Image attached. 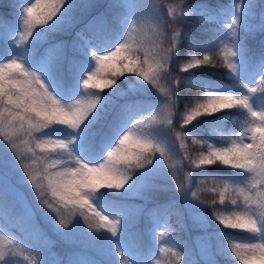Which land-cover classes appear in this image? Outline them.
Listing matches in <instances>:
<instances>
[{
	"label": "snow or ice",
	"instance_id": "1",
	"mask_svg": "<svg viewBox=\"0 0 264 264\" xmlns=\"http://www.w3.org/2000/svg\"><path fill=\"white\" fill-rule=\"evenodd\" d=\"M78 6L90 5H77L75 0H26L19 5L16 25L0 27V34L9 37L15 45L0 59L3 61L0 62V138L11 153L0 157V264L30 261L23 253L31 246V241L12 235L4 223L6 218L17 214V209L28 221L37 215L45 219L60 238H71L80 219L88 229L90 242L106 232L103 238L111 244L115 264H191L190 260H185L186 250L174 239H160L166 236L163 231L157 233L153 229L152 244L146 246L133 231L124 208L108 199L112 190H116V194L119 190L126 192L135 183L129 169H139L147 181L156 171L152 167L155 154L166 155L159 143L141 130L139 120L131 128L126 127L134 114L144 110L143 105H137L133 113L124 105L114 106L113 102L124 94L118 80L126 74L153 86L171 79L167 65L182 36L173 24L179 25L197 16L207 19L208 13L187 5L181 7L179 3L170 5L168 16L172 19L165 23L172 28V35L167 37L161 31L158 36L163 39L153 42L151 48L133 37L137 31L133 21L128 28L132 43L124 40L114 51L105 49L104 55H98V49L90 40L85 41L83 33H78L73 42L76 55L71 60L66 61L62 43H52L43 54L37 55V45L49 33L68 23L71 11ZM252 7L251 0H238L233 11L224 14L230 15V21H221L228 39L220 49L219 59L228 69V75L240 79L241 90L235 92L218 82L190 81L199 86L201 95L180 114L182 126L202 116L233 109L245 114L243 130L227 147L208 144L207 154L201 153L197 159L184 157L196 168L219 162L246 174L243 183L224 179L220 203H224L225 193L235 192L230 201L232 210L227 214L214 213L220 225L251 237L250 242L237 243L233 237L221 233L226 247L222 246L220 252L230 253L239 264H264V106L257 107V104L264 105V52L258 61L254 60L243 43L256 31H264V20L250 23ZM85 27L104 33L108 24L101 16L94 17ZM165 40L167 46H164ZM133 43L137 47L134 48ZM202 47L201 42H192L195 51ZM141 50L143 58L137 55ZM253 65L258 68L254 74L250 72ZM218 66L213 56L205 54L202 58L193 56L181 70L189 72ZM242 75L247 77L246 81L241 79ZM254 75L259 76L258 84ZM77 82L83 94L69 103L62 102L57 93L76 95ZM179 83L176 78L177 87L160 88L165 94L164 103L170 109L160 123L168 125L176 139L183 140L185 133L171 128L175 116L171 109L176 107ZM105 89H111L110 95L102 96L94 91ZM245 138L250 142H245ZM113 143L115 147H111ZM37 149L41 155L37 154ZM101 158L102 163L98 162ZM17 167L22 169L23 179L30 183L35 204L25 201L12 179ZM179 187L185 193L189 190L182 184ZM191 195L193 200L188 202L189 206L198 207L197 193ZM112 210L116 214L110 217L106 213ZM165 256L169 259H162ZM39 264H47V261L41 259ZM208 264L215 261L210 259Z\"/></svg>",
	"mask_w": 264,
	"mask_h": 264
},
{
	"label": "trees",
	"instance_id": "2",
	"mask_svg": "<svg viewBox=\"0 0 264 264\" xmlns=\"http://www.w3.org/2000/svg\"><path fill=\"white\" fill-rule=\"evenodd\" d=\"M136 9L132 12V23L136 22L137 31L134 32L135 39L143 41L144 44L151 48L152 43L163 39L158 34L163 31L167 37L172 35V28H169L166 21L172 18L168 16L167 8L178 3L183 7H194L200 9L202 12H207V19H201L197 16L194 19L185 20L184 23L176 25L173 28H178L182 32L179 46L175 52L173 59L168 63L167 68L171 73L170 83L173 87H177L176 78L179 79V91L177 92V103L173 109L175 112V119L172 122L171 128L175 132H184L185 138L179 140L184 146V155L190 156L193 159L203 153L207 152V145L213 146H226L227 139L224 132L229 126L232 125L231 117L233 116L232 110L230 112L218 113L214 116H202L198 120L193 121L187 126H182L180 114L185 111V106L191 107L194 98L201 95V90L198 85H193L190 81L203 80L208 82H218L227 86L235 92H239L240 79H234L228 75V69L222 65L219 59V52L223 44L227 42V29L221 23L230 21V15L234 9L235 3L233 0H135ZM35 2V0H34ZM263 0H251L253 5L249 12V20L252 24L259 23ZM77 5L84 4L87 7H75L70 13V20L64 24L60 29L53 31L37 45V55L44 53L52 43H62L64 47V56L67 60H71L76 54L73 50V42L76 41L77 35L75 30H80L81 33L93 36L98 40H102L107 45L113 46L116 39H118L125 29L122 24L124 17L121 16V10L124 8V0H115L114 9L105 10L99 8L97 2L94 0H75ZM23 4L21 0H0V27L7 28L9 25L15 26L17 21V11L19 5ZM14 5L16 10H14ZM98 11H95L97 10ZM102 10V11H100ZM187 11V9H185ZM99 13H103V18L108 24V29L104 33H98L86 29L89 21L94 17H100ZM40 30L39 26L36 29ZM0 59L11 52L15 45L11 43L9 37L0 34ZM199 41L203 47L200 51H195L192 48V42ZM243 43L246 45L250 55L254 60H259L261 52H264V31H256L255 35L251 38H245ZM135 48L137 45L132 44ZM164 46H167V40L164 41ZM205 49H210L206 51ZM208 54L213 56L220 66L216 68L204 67L200 69H192L189 72H183L182 66L187 63L193 56L202 58L203 55ZM143 58L142 50L137 52ZM3 62V61H0ZM92 66L95 62L92 61ZM252 69V70H251ZM252 72H257L258 68L254 65L250 67ZM246 77V76H245ZM119 87L123 90V95L114 99V106L124 105L133 113H136V106L143 105L144 110L134 114L140 121L141 129L146 133L147 131L152 135L159 145L162 147L167 144V134L173 132L169 130V126L161 124L160 121L163 115L166 114L167 105L164 99H159L153 91L155 86L147 84V82L139 81L138 78L132 74H126L118 80ZM159 86V84H158ZM142 87V88H141ZM157 87V86H156ZM76 95L69 96L65 93H57L58 98L62 102L69 103L71 100L78 99V95L83 94L79 89V83L76 84ZM99 92L102 96H108L111 89L94 90ZM264 106V105H260ZM61 128L66 126H54ZM99 142V139H98ZM186 149V151H185ZM37 154L39 150L37 149ZM101 160V159H100ZM99 160V162H100ZM184 164L185 171L191 173L189 175L188 189L191 192L197 193L199 204L197 210L202 212L204 223L202 225H192L186 214V208L179 201L178 196L175 197H160L158 200L144 202L140 197L128 195L131 189L125 192L119 190H112L113 194L108 197L113 203H118L127 212L133 231L142 239L146 246L152 244V230H158V226L167 215L169 218V229L166 230L165 239H174L180 246H182L187 256L185 260H190L191 264L199 262V257L194 243L196 235H205L206 240L210 244L214 260L218 264H239L235 257L229 254H222L220 248L226 247L224 237L221 235H229L233 237L234 242L244 243L250 242L251 237L247 233L234 231L220 225L215 219L214 213L227 214L232 210L230 203L231 199L235 196V192L225 193V201L220 203L219 193L223 191V181L228 179L231 182L233 179L237 182L243 183L246 174L241 170L232 169L231 167L224 166L217 162L212 166H201L196 168L195 165L189 163ZM102 163V162H100ZM38 168L41 166L37 161ZM131 174L136 180L139 175V169H129ZM188 190V191H189ZM104 191H108L105 189ZM34 197V194H32ZM215 200L216 203L211 202ZM35 201V200H34ZM203 203H199V202ZM242 201V198H241ZM36 202V201H35ZM144 204L142 206V204ZM188 208V207H187ZM189 209V208H188ZM110 217L114 216L115 210L107 212ZM19 210L14 217L6 218L4 223L6 228H13L16 230L22 239L31 241V246L24 254H28L30 261H24L23 264H39L40 260L47 261V264H115L116 256L111 251V244L107 245L106 253L103 255L97 254L96 249H91L85 246H91L86 238V230L78 226L71 238H60L54 232L52 226L43 218L37 216L34 222H28L25 219L18 217ZM107 235L102 232V236ZM94 242L97 245L98 242ZM65 242V244L63 243ZM77 242L78 246L74 243ZM62 249V251L59 250ZM56 255H53V254ZM59 257L55 261V257ZM162 259L168 260L167 256Z\"/></svg>",
	"mask_w": 264,
	"mask_h": 264
},
{
	"label": "rangeland",
	"instance_id": "3",
	"mask_svg": "<svg viewBox=\"0 0 264 264\" xmlns=\"http://www.w3.org/2000/svg\"><path fill=\"white\" fill-rule=\"evenodd\" d=\"M21 1L23 4L26 3V0H21ZM32 2H34V0H32ZM94 2H97L100 9L104 7L105 10L103 11L114 9L115 0H94ZM233 2L236 4L238 0H233ZM88 5H91V4H88ZM123 7L124 8L121 10L120 13H121V16L124 17L122 20V24L125 29H123L124 30L123 35H121L118 39L115 40L113 46H108L102 40H98L94 38L93 36H88V35L86 36L85 34H83L85 41L90 40L92 45H94L98 49V55H104L105 49L114 51L115 46L118 43H123L124 40H129V42L132 43L131 39L128 36V28L131 27L132 25L131 16H132V12L135 11L136 9V1L135 0H124ZM95 11H98V9ZM167 11H168V8H167ZM260 12L261 14L259 17V22L264 20V0L262 2V8ZM99 16L103 17V13H99ZM125 21H127V23H125ZM78 33H81V31L75 30V34L77 35ZM135 35L136 34L133 33V37H135ZM252 73L254 74L256 72H252ZM253 78L255 79L256 84H258L259 83L258 78L255 77V75L253 76ZM246 80L247 78L245 79V81ZM252 86H255V84H253ZM169 87H173V84L170 83L169 80L167 81L162 80L159 82V86L154 87L156 89L153 91V93L157 97H159V99L165 100V94L164 92L160 91V88H169ZM257 107H260V104H257ZM169 110H170L169 108L166 109V114ZM171 111L174 112L173 109H171ZM232 113H233V116L231 117L232 125L229 126V128H227L226 131L224 132V136L227 139L226 146H214V147H227L231 139H235L236 134H238L240 131L243 130L245 114L241 110H238V109H233ZM174 119H175V116H173L172 120ZM137 120H139L138 117L133 118L131 121L127 123L126 127L131 128L132 124L136 123ZM146 133L150 134L148 131ZM121 134L123 133L121 132ZM150 136L152 137L151 134ZM167 140H168L167 144H164L161 147L166 152V155L162 157L160 156L159 153L155 154L156 161L154 162L152 167L153 169H156V171L152 174V176L147 181H145V179L141 176V173L139 171V175L137 176L135 183L131 186V189L128 195L140 197L142 200V203L143 201L150 202V201L158 200L160 197L170 198V197L178 196L179 201L183 204V206L187 210L186 214L189 218L190 223L192 225H195L197 223L202 225L204 223V217H203L202 212H198L197 210L200 211L198 207L189 206V203H188L193 200V197L191 195L192 192L190 190L187 191V193L182 192L179 187L182 184L186 189H188V185H189V175H188L189 173H187L184 168V164L188 163V161L184 158L186 157L184 155V147L183 148L181 147V142L179 141V139H176V137L172 136V134H169V133L167 134ZM245 142H250V141L247 138H245ZM115 146H116L115 143L111 145V147H115ZM108 150H111V148H109ZM203 153L207 154V152H203ZM10 154H11L10 149L6 147V144L3 141V139L0 138V157L10 155ZM104 154L106 156V152ZM100 162H103L102 158ZM36 167H38V165H36ZM12 179L16 183L17 189L19 193L24 197L25 201L35 204L36 203L34 201L35 197L32 196V194H34L33 190L30 187V183L26 182L23 179L22 169L17 167L13 171ZM146 183H147V186H145ZM143 205L144 204H142V206ZM37 216H34L32 221H28V220L27 221L32 223L37 219ZM18 217L20 219H24L23 216L20 214V212H19ZM78 226H80L83 229L82 231L86 230L85 235L87 238L88 229L86 228V225H84L82 219L79 220ZM169 227H170L169 218L166 215L163 221L161 222V224L158 226L157 233L161 231L166 232V230H168ZM8 230L11 231L12 235L16 236L17 238H20V235L17 232H15L14 229L8 228ZM99 239L100 241L98 242V244L93 246L94 242H97ZM99 239L90 242L87 238L91 246H85V247H89L91 249L94 248L96 249L95 252L97 254L103 255L106 253V247L107 245H109V243L107 240L103 238L102 233ZM160 239L164 240L165 237L160 238ZM63 243L65 244V242ZM194 243H195V247L197 250L198 257H199V262L195 264H208L210 259L215 261L212 255L210 244L206 240L205 235H196L194 237ZM74 244L78 246L77 242H75ZM59 250L62 251L61 248H59ZM23 255L29 256L28 254H24V253ZM53 255H56V254H53ZM58 259H59L58 256L55 257V261H57ZM215 264H218V263L215 261Z\"/></svg>",
	"mask_w": 264,
	"mask_h": 264
}]
</instances>
